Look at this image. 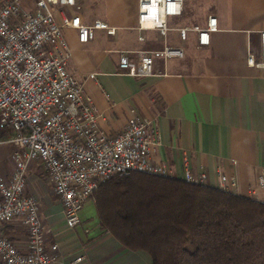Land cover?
<instances>
[{"label":"crops","instance_id":"crops-1","mask_svg":"<svg viewBox=\"0 0 264 264\" xmlns=\"http://www.w3.org/2000/svg\"><path fill=\"white\" fill-rule=\"evenodd\" d=\"M77 2L84 23L101 19L117 28L114 35L98 29L86 43L79 41L76 29H64L68 70L83 81L85 93L97 105L100 127L116 134L136 115L153 118L161 135L154 161L170 166L180 178L188 165L194 176L205 174L204 183L217 188L224 174L236 181L232 192L249 197L264 168V67L248 63L249 54L256 63L263 59L264 0H186L177 16L183 17V25L169 19L172 29L166 37L146 29L144 40L137 29L139 0ZM209 16L218 19L209 44L199 45L194 31L187 40L180 39L176 28L205 26ZM165 42L183 47L184 56L157 59L150 76L119 72V51L157 49ZM14 149L0 143V177L10 178ZM26 192L42 203L48 247L58 245L51 264H152L148 252L129 249L101 226L95 196L85 202L81 223L68 227L39 160L28 167ZM3 230L27 250L28 235L19 218Z\"/></svg>","mask_w":264,"mask_h":264},{"label":"built area","instance_id":"built-area-1","mask_svg":"<svg viewBox=\"0 0 264 264\" xmlns=\"http://www.w3.org/2000/svg\"><path fill=\"white\" fill-rule=\"evenodd\" d=\"M185 1L139 0V39L144 40L146 29L166 37L172 29L170 17L183 13ZM79 10L77 0H5L0 6V128L12 131L0 143L15 146L11 176L0 177V264H51L57 258L58 245L48 247L42 203L26 192L33 161H41L48 172L71 228L81 223L80 212L101 182L133 172L175 176L170 166L153 160L161 143L155 119L136 115L116 134L100 127L97 105L85 93L83 81L68 70L70 48L64 29H76L79 41L86 43L98 29L114 35L117 28L101 19L86 24ZM176 30L182 41L194 31L198 44L207 45L218 30V19L209 16L205 26ZM183 56V47L167 42L157 49L121 50L119 72L150 76L157 59ZM248 63L264 67V54L259 63L249 54ZM184 179L204 183L206 175L196 177L186 165ZM221 179V188L232 192L236 181L224 174ZM249 197L264 204V168ZM15 218L28 235L25 251L3 230Z\"/></svg>","mask_w":264,"mask_h":264},{"label":"trees","instance_id":"trees-1","mask_svg":"<svg viewBox=\"0 0 264 264\" xmlns=\"http://www.w3.org/2000/svg\"><path fill=\"white\" fill-rule=\"evenodd\" d=\"M95 201L101 226L152 264H264V204L251 197L133 172L101 182Z\"/></svg>","mask_w":264,"mask_h":264},{"label":"rangeland","instance_id":"rangeland-1","mask_svg":"<svg viewBox=\"0 0 264 264\" xmlns=\"http://www.w3.org/2000/svg\"><path fill=\"white\" fill-rule=\"evenodd\" d=\"M5 0H0V6L4 3ZM187 1H190V0H187ZM170 20H171V24H175V25H178V24H181L183 25L184 23V19L183 17H170ZM8 148H11L12 144L10 143H4Z\"/></svg>","mask_w":264,"mask_h":264}]
</instances>
